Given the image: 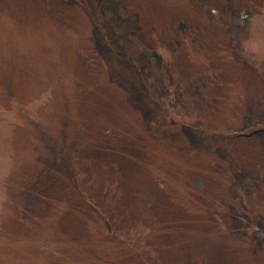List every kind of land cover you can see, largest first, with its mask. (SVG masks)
<instances>
[{"label":"rangeland","instance_id":"374dc122","mask_svg":"<svg viewBox=\"0 0 264 264\" xmlns=\"http://www.w3.org/2000/svg\"><path fill=\"white\" fill-rule=\"evenodd\" d=\"M0 264H264V0H0Z\"/></svg>","mask_w":264,"mask_h":264},{"label":"trees","instance_id":"16d2710c","mask_svg":"<svg viewBox=\"0 0 264 264\" xmlns=\"http://www.w3.org/2000/svg\"><path fill=\"white\" fill-rule=\"evenodd\" d=\"M155 56V55H154ZM156 57V59H157V64L158 65H162V59H161V57H159V56H155ZM95 160H97V159H95ZM96 164V168L98 169V170H101L102 172H106V171H104V170H107V171H109V169H110V167L108 166V165H106V162L105 161H103V160H97V162L95 163ZM104 169V170H103Z\"/></svg>","mask_w":264,"mask_h":264}]
</instances>
